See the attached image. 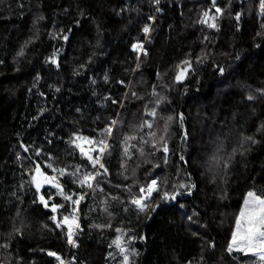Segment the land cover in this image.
Instances as JSON below:
<instances>
[{
  "label": "trees",
  "instance_id": "trees-1",
  "mask_svg": "<svg viewBox=\"0 0 264 264\" xmlns=\"http://www.w3.org/2000/svg\"><path fill=\"white\" fill-rule=\"evenodd\" d=\"M249 191L261 0H0V264H264L228 247Z\"/></svg>",
  "mask_w": 264,
  "mask_h": 264
},
{
  "label": "snow or ice",
  "instance_id": "snow-or-ice-1",
  "mask_svg": "<svg viewBox=\"0 0 264 264\" xmlns=\"http://www.w3.org/2000/svg\"><path fill=\"white\" fill-rule=\"evenodd\" d=\"M261 9L264 10V0H261ZM220 9H217V12H219ZM207 16L208 14L205 13ZM213 26L214 25H210ZM149 29L147 27L144 28V32L147 33ZM67 39V37H65ZM137 46L133 45V48L135 49ZM55 62V61H53ZM187 63V62H185ZM183 70L180 74L177 75L176 79L180 80L183 78L184 71ZM219 71L223 73L224 69L220 68ZM249 99H252L250 96ZM151 115H154V113H150ZM171 119V118H169ZM151 126V125H149ZM110 131V129H109ZM86 139V138H82ZM91 143V141H88ZM103 144V141L100 142ZM80 146V145H78ZM81 151L83 152L84 149L82 146ZM102 150V149H101ZM165 151H167V148H165ZM89 159H93L92 157H89ZM183 159V157H182ZM99 162V158L97 157L94 160V166L95 163ZM100 167H103L101 164ZM37 177H34L36 190L39 193L41 188V179L44 181H47L49 183H53V181L49 180L47 177L43 176V173H41L40 168H36ZM94 179V176L89 174L85 175L81 183H86L90 180ZM157 181L152 180L151 183L147 186V194L148 196L151 195V193L155 190V185ZM56 187H59V185H55ZM89 186H91L89 184ZM141 193H145V189L141 188ZM175 196H170L167 192L164 193L162 199H175ZM66 199H71V197H66ZM145 197L142 195L138 199H133L132 203L137 205L141 211L144 210L145 207H147L146 204L142 203V200H144ZM41 202L44 204L45 207H48V203L45 200L44 196H40ZM78 203V201H77ZM58 205H51L52 212H56ZM155 210V209H153ZM52 219L55 221V217L53 216ZM63 223L68 225V242L73 243L72 241V228L73 224H75V217H72L71 220L69 217L65 216ZM60 225L57 224V227ZM76 227H79L78 224H76ZM229 251H232L233 247L236 249L242 251V252H252L254 255H258L260 260L264 261V196L258 195L254 191H249L244 199V204L240 209L239 216L236 219V230L232 233V242L229 244ZM121 251H124V249H121ZM49 256H54L57 260H60V264H63V261L61 258L54 252H49ZM125 264H127L128 257L125 255L124 257Z\"/></svg>",
  "mask_w": 264,
  "mask_h": 264
},
{
  "label": "rangeland",
  "instance_id": "rangeland-1",
  "mask_svg": "<svg viewBox=\"0 0 264 264\" xmlns=\"http://www.w3.org/2000/svg\"><path fill=\"white\" fill-rule=\"evenodd\" d=\"M99 163V162H98ZM97 164V163H96ZM35 177H37V173L35 174ZM41 179V187L43 186V185H48V184H51V183H49V182H47V181H44L42 178H40ZM49 179V178H48ZM50 180V179H49ZM33 181H34V179H33ZM151 183V182H150ZM149 183V184H150ZM34 184H35V181H34ZM155 189H156V185H155ZM142 195L145 197V198H147L148 197V194H147V187H146V189H145V193H142ZM239 216V215H238ZM64 225H66V227H68V225L67 224H65L64 223ZM75 225L76 224H73V227H75ZM235 230H236V228H235ZM234 230V231H235ZM231 242H232V237H231ZM233 249H235V250H238V249H236L235 247H233ZM240 251V250H239ZM245 253H252V252H245ZM253 254V253H252ZM258 256V255H257ZM259 257V256H258Z\"/></svg>",
  "mask_w": 264,
  "mask_h": 264
},
{
  "label": "built area",
  "instance_id": "built-area-1",
  "mask_svg": "<svg viewBox=\"0 0 264 264\" xmlns=\"http://www.w3.org/2000/svg\"><path fill=\"white\" fill-rule=\"evenodd\" d=\"M76 230H77V227H76V225H75V227L72 228V234L75 233ZM63 263H64V262H63Z\"/></svg>",
  "mask_w": 264,
  "mask_h": 264
}]
</instances>
